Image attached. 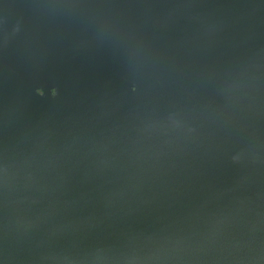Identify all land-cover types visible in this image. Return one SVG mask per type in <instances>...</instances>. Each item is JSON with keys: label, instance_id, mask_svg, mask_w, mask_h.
Masks as SVG:
<instances>
[{"label": "water", "instance_id": "95a60500", "mask_svg": "<svg viewBox=\"0 0 264 264\" xmlns=\"http://www.w3.org/2000/svg\"><path fill=\"white\" fill-rule=\"evenodd\" d=\"M0 264H264V0H0Z\"/></svg>", "mask_w": 264, "mask_h": 264}]
</instances>
